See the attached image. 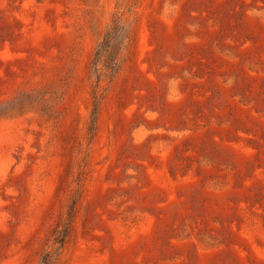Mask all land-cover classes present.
<instances>
[{"label": "rangeland", "instance_id": "1", "mask_svg": "<svg viewBox=\"0 0 264 264\" xmlns=\"http://www.w3.org/2000/svg\"><path fill=\"white\" fill-rule=\"evenodd\" d=\"M0 264H264V0H0Z\"/></svg>", "mask_w": 264, "mask_h": 264}]
</instances>
